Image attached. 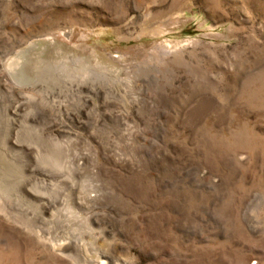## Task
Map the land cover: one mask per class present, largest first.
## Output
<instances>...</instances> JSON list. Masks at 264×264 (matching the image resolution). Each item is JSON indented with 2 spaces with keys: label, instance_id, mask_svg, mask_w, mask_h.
<instances>
[{
  "label": "rangeland",
  "instance_id": "374dc122",
  "mask_svg": "<svg viewBox=\"0 0 264 264\" xmlns=\"http://www.w3.org/2000/svg\"><path fill=\"white\" fill-rule=\"evenodd\" d=\"M102 262L264 264V0H0V264Z\"/></svg>",
  "mask_w": 264,
  "mask_h": 264
},
{
  "label": "bare ground",
  "instance_id": "6f19581e",
  "mask_svg": "<svg viewBox=\"0 0 264 264\" xmlns=\"http://www.w3.org/2000/svg\"><path fill=\"white\" fill-rule=\"evenodd\" d=\"M19 60V59H18ZM17 65V66H16ZM19 66V67H18ZM11 67H14V69H17L18 68V71H20V70H22L23 69V71H25V72H27L29 69H28V65L27 66H23L22 64L20 65V62H16V63H14V65L12 66L11 65ZM10 69V68H9ZM13 69V68H12ZM22 73V72H21ZM37 73V72H36ZM45 73V72H44ZM15 74V73H14ZM17 74V73H16ZM12 75V74H11ZM19 75V74H18ZM22 76H25V75H22ZM21 76V77H22ZM32 76V75H31ZM43 76H44V74H43ZM21 79V78H20ZM23 79V78H22ZM21 79V80H22ZM34 79V78H33ZM34 82V81H33ZM23 84V83H22ZM107 262H102V264H106Z\"/></svg>",
  "mask_w": 264,
  "mask_h": 264
}]
</instances>
